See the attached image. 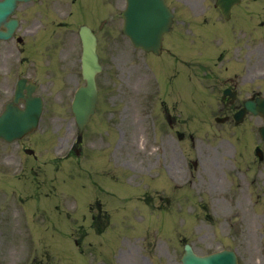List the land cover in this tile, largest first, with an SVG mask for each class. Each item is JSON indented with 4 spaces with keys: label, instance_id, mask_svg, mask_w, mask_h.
I'll use <instances>...</instances> for the list:
<instances>
[{
    "label": "rangeland",
    "instance_id": "obj_1",
    "mask_svg": "<svg viewBox=\"0 0 264 264\" xmlns=\"http://www.w3.org/2000/svg\"><path fill=\"white\" fill-rule=\"evenodd\" d=\"M184 1H186L185 4L175 6L178 12L187 13L183 11L185 8L192 17L199 11L201 0ZM213 1L205 0V5L209 6L213 4ZM76 6L87 22L110 11L109 8L102 6L101 0H77ZM245 7L248 9L247 3H245ZM251 7L255 10L254 25L261 20L256 11L261 12L264 5L263 2H258ZM108 25L113 29L120 28V26ZM230 27V25H225V29ZM207 30L210 31V34L206 37L189 30L186 32L188 35L186 40H181L182 36L179 33V40L173 37L167 42L182 57L194 59L197 65L201 63L200 66L193 64L192 68H211L214 66L213 63L218 54L224 52V60L218 61L215 68L234 70V68L242 67L240 65L242 62L238 60L241 58V53L247 52L252 43L257 46L259 42H262L258 39L264 36L262 33H258L257 38L251 42L252 39L246 37L244 33L237 34L232 31L228 38L226 33L220 32L222 40H216L215 45L211 48L209 40L212 39L214 30L211 28H207ZM106 31L99 32V37L104 39V36H109L110 33V37L116 38L117 32L114 33L112 29ZM118 37L120 36L118 35ZM256 40L258 41L255 42ZM123 43L126 44L121 39L108 40L107 42L101 40L100 52L103 72L98 79L100 91L98 115L95 118V123L86 129L88 138L84 139L83 137L82 145L77 152L74 149V157L78 156L79 159L74 158V163L71 162L67 166V173L70 176H65L66 174L63 173L64 178H62V175H59L60 172L55 173L50 168L49 171L46 169L45 173L43 170H39L35 180L32 178L22 180L26 186L32 184L34 197H58L56 203L60 202L65 214H71L70 219L74 220L75 226L85 227L87 234L85 237L79 238L80 244H78V247L84 244L82 251H79L78 248L77 252L74 249V242L72 243L69 238L66 239L62 231L51 234L47 230H41L48 225L47 211L52 217L56 216L51 210H48L50 201L41 202V205L46 209L45 212L39 211L33 217L30 215L32 219L36 218V222H38L36 226L42 232L39 233L35 229L37 227L30 230L31 234L21 231L18 217H13V214L7 215L5 212L9 194L6 183L13 182L11 178L13 174L0 170V188L2 189L0 205L3 207L2 229L9 226L8 232L2 230L0 234V264H54L55 257L52 253L53 249H56L55 246H58L57 244L63 251L68 252L72 258V264H180L182 243L175 241V238L179 237L175 232L187 236V241L198 255H204L226 246L237 249L240 264H264V220L260 221L258 217L250 214H240L239 216L236 203L231 197V193L238 185H249L250 191L253 192L257 191L258 187H264L263 180L259 175L264 173V164L257 170L254 168L250 171L244 165L249 164V160H252L249 155H251L256 142L250 144L236 138L234 141H230L232 143L230 144L224 139L207 140L200 136L194 141V148L191 151H184L181 143L174 140L172 134L177 128L174 127L169 130L167 139L169 144L164 146L161 155L157 152L153 153V141L160 146L163 138L162 131L167 129L169 123L163 116L164 112L161 110L160 104L158 103L156 107L153 105L156 99L148 98L152 92L150 83L154 84V78L151 71L144 65L147 66L149 60L150 64L157 68L161 66V63L158 59L147 57L143 64L141 58L138 55L133 56L132 49L125 47ZM241 47L244 50L240 51ZM260 47H264V40ZM204 54H207V60L201 61L198 56L203 57ZM236 54H238L237 57ZM165 61L172 63L168 59ZM174 64L172 63L175 69L181 70V76L174 82V86L175 88H185L188 85L185 69ZM168 67L170 66L168 65ZM127 75L129 77L125 83ZM78 84H81L79 78ZM148 100L150 101L146 104ZM124 105H126L125 110H123ZM171 107L172 105L168 104V108ZM100 116L104 121L100 120ZM180 122L182 120L178 121V123ZM46 123L49 125L48 122ZM110 129L115 130L116 133ZM73 130L75 139V125ZM124 130L126 137H124V145L121 147L123 135H119L117 132L121 133ZM126 141L127 145H135L133 149L126 145ZM250 141H255V136H252ZM45 144H49L48 150H50L53 147V140L47 138ZM64 144L62 135L59 145ZM115 146L121 147V150H125L127 155H123L124 152H121V154H115L112 157L111 153ZM3 149L4 147L0 148V167H4L6 164V154L11 155L12 153L19 156L15 147H11L7 151ZM37 153L39 152L37 151ZM159 157L158 168L165 170L168 179L177 188L181 186L187 187L186 189H176L168 181L165 172L161 170L153 172L158 163L155 159L159 160ZM125 159L128 160L127 166L131 169H127L129 174L133 173L139 177L133 178L127 173L115 172L106 179L104 174L108 175L113 171L112 163L117 167L116 170H120L118 169L121 168L120 163ZM109 162L111 165L108 164ZM142 174L146 175L141 176ZM189 192L193 195V202ZM30 193H32V189ZM142 195L151 198L158 212L148 227H146L148 220L155 214L153 210H150L151 202L148 201L147 208L138 205L137 209L131 212L129 202H127L128 199L136 200ZM92 199L108 203L112 213L104 205L102 209L110 212V216H113V223H120L121 227L119 225L112 227L113 223L111 222L110 225L109 217L102 210L99 211V207L95 205L94 223H90L89 219L83 221L88 203ZM244 201L242 199V202ZM167 205H175L176 212L169 215ZM24 208L18 207V212ZM125 211L126 215L131 213L130 220L132 222L134 218L138 223L137 226L129 227L127 217L120 218L121 213ZM186 211L189 214H186ZM39 217H42V221L38 219ZM164 217L168 223L161 222L164 226L162 230H158L156 228L160 222L158 219L163 220ZM55 218L58 219L55 220L58 227L61 219ZM63 221L68 222L66 215ZM32 223L30 219L31 226L34 224ZM15 224H18L19 230L11 232L10 228H13ZM123 224L127 225L126 229L122 228ZM15 227L17 228V226ZM109 227L110 230L107 231ZM65 228L67 229L66 224ZM77 229L74 228V232ZM146 229L147 231H145ZM98 234L104 235L98 236ZM28 245L29 248L38 246L40 251L30 249L25 253L24 247ZM20 246L24 247L20 248ZM103 251L106 253L107 259H104ZM117 251L118 253L120 251L119 254L122 253L124 258H117L115 255ZM141 256L144 257L141 258Z\"/></svg>",
    "mask_w": 264,
    "mask_h": 264
},
{
    "label": "water",
    "instance_id": "obj_2",
    "mask_svg": "<svg viewBox=\"0 0 264 264\" xmlns=\"http://www.w3.org/2000/svg\"><path fill=\"white\" fill-rule=\"evenodd\" d=\"M128 0L131 12H126V31L132 38L135 45L142 46L149 50H158L162 34L167 31L170 23V16L162 4L161 0L144 1L146 8L136 12L137 1ZM151 1L153 3H151ZM238 0H218L217 6L221 9L225 17H228L229 10ZM143 18V19H141ZM84 42L83 55V78L86 81V87L78 90L75 96L74 112L76 120L81 128L92 113L96 90L94 84V74L98 69L96 57L94 55V43L90 34L82 31ZM257 112L264 116V103L259 104ZM17 116L6 115L0 119V137L11 139L18 134V131L24 129V125L18 120ZM34 123H32L33 125ZM20 129V130H19ZM264 139V128L261 131ZM182 264H236L235 256L232 252L223 251L217 254L209 255L203 258L195 256L190 248L185 247V254L182 258Z\"/></svg>",
    "mask_w": 264,
    "mask_h": 264
},
{
    "label": "flooded vegetation",
    "instance_id": "obj_3",
    "mask_svg": "<svg viewBox=\"0 0 264 264\" xmlns=\"http://www.w3.org/2000/svg\"><path fill=\"white\" fill-rule=\"evenodd\" d=\"M41 10L43 12L47 11L48 6L52 8L53 11V17H61L63 15V22L62 24H65L67 26L72 27L74 25V12L71 10V8L74 9V0H41ZM50 3V5H49ZM26 17L28 20L31 19L30 12H27ZM69 24V25H68ZM33 40H25L26 48L28 49V52L26 53V64H25V72L26 77L29 78L32 72V64H31V42ZM49 47L45 51V55L48 57L47 62V69L50 72V77L53 76V74H57L59 79L58 81L61 84V87H65V89H69L72 84H74V40L72 38H65V40H48ZM243 83L246 85L244 89V93L247 96L243 100H241V103H238L237 108L244 102L246 99H252L257 96L259 92H256V89H260L262 87V84H258L255 80V72L253 69H247L245 70V77L242 78ZM227 82V80L222 81ZM4 87H9V84L4 85ZM228 89L233 90V88L230 87V84H227V87H224L221 89ZM231 96L229 98H226L225 100L220 102L218 111L219 113L217 116H219L222 120L226 121L227 123H232L229 113L231 109L234 107L233 101H231ZM216 111L212 108L211 105H207L205 116H210ZM233 115V114H232Z\"/></svg>",
    "mask_w": 264,
    "mask_h": 264
}]
</instances>
